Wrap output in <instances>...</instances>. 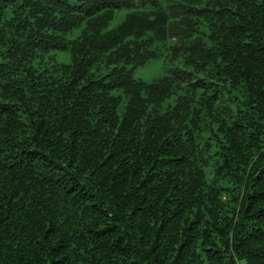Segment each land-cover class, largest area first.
Here are the masks:
<instances>
[{
  "label": "trees",
  "instance_id": "1",
  "mask_svg": "<svg viewBox=\"0 0 264 264\" xmlns=\"http://www.w3.org/2000/svg\"><path fill=\"white\" fill-rule=\"evenodd\" d=\"M0 264H264V0H0Z\"/></svg>",
  "mask_w": 264,
  "mask_h": 264
},
{
  "label": "rangeland",
  "instance_id": "2",
  "mask_svg": "<svg viewBox=\"0 0 264 264\" xmlns=\"http://www.w3.org/2000/svg\"><path fill=\"white\" fill-rule=\"evenodd\" d=\"M112 23L111 25H113ZM78 34V33H77ZM76 35V33L74 34ZM57 59L61 62H69L71 55L69 52H55ZM169 52L163 50L161 55L157 58L150 59L140 63L138 67L135 68V76L138 78H143L145 80H153L157 77L164 76L170 71L179 67V64L169 62Z\"/></svg>",
  "mask_w": 264,
  "mask_h": 264
}]
</instances>
